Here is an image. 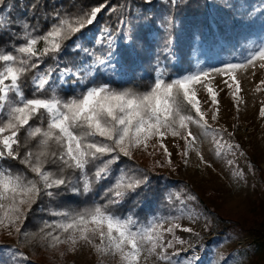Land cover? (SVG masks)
I'll use <instances>...</instances> for the list:
<instances>
[{"label":"snow or ice","instance_id":"1","mask_svg":"<svg viewBox=\"0 0 264 264\" xmlns=\"http://www.w3.org/2000/svg\"><path fill=\"white\" fill-rule=\"evenodd\" d=\"M145 2L150 3L151 0ZM171 2L178 6L179 0ZM3 7H10L7 0H0V27L12 23L3 14ZM104 7L106 5L97 6L89 12L78 14L74 19L57 14L55 22L42 34H37L38 29L24 21L21 23L20 34L24 43L13 45L12 51H0V62H3L0 66V162L19 160L27 172L35 174L30 177L27 172L14 171L0 163V227L9 229L10 235L12 231L21 233L20 223L25 212L41 194L53 197L56 195L54 189L69 185H72L73 192L89 193L95 184L112 175V165L119 162L121 156L131 157L134 149L146 148L152 139L162 140L168 134L181 136L189 148H194L198 137L189 126L195 124L202 128L204 135L210 130L197 96L199 85L206 89L213 104L219 103L218 93L212 87L211 73L207 70L171 80H166L165 73L160 72L146 92L115 89L107 83L97 84L92 80L91 86L86 87L85 91L64 99L54 87L56 81L52 80L53 70L48 69L35 75L32 82L37 93L46 90L51 95L43 98L35 94L33 98L25 97L21 88L24 74L38 69L42 57L59 54L64 41L74 33L81 32L85 25H92ZM237 12L243 15L240 9ZM121 23L126 22L122 20ZM115 40L113 30L106 27L95 41L106 49L105 52L100 53L95 48L76 43V49L88 56L91 62H84L75 71L70 67L59 70V79L77 77L79 83L84 84L97 71L115 72L120 63L116 58ZM41 44L42 47L38 48ZM162 53L171 54L170 38L165 41ZM249 66L264 69V44L250 49L244 63H229L225 69L213 71L229 75V79L235 83L236 92H239L240 84L235 72ZM224 83L232 87L227 80ZM261 84H264V80ZM218 114L219 109L216 108L212 119H217ZM261 115H264V108L261 109ZM34 117L40 119L41 125L47 120V126L32 127L30 121ZM25 126L30 128L27 133L29 137L39 136L40 139L35 150H29L21 157L17 150L20 143L18 135ZM211 131L216 133L212 136L216 154L223 157L225 153H230L234 156V149L239 146L228 144L217 130ZM6 132L8 134L3 135ZM204 163L208 164L207 161ZM227 163L231 165L233 161L229 159ZM47 164L56 166V171L45 170ZM89 166L95 168L91 175ZM67 170H78L79 179L74 181L70 175H65ZM147 184L146 175H138L131 169H121L114 182L104 190L101 197L104 203H96L76 212H54L53 215L60 219L51 223L46 221L38 235L43 234L48 238L52 247L70 244L75 250L83 242L91 245L98 253L119 254L125 264H145L151 256L166 264H182L176 259L180 255L179 250L169 253L168 249L186 243L175 237V231L181 229L178 221L183 217V210L180 215L155 216L147 223H139L132 216L122 217L113 210L129 191ZM166 199L169 202L178 200L182 206L187 207V202L195 201L197 197L177 192L169 193ZM182 230L189 233L193 231L190 227ZM166 234H171L173 238L165 240ZM97 238L100 243H96ZM7 247L12 258L8 264H16L20 257L28 259L18 250ZM0 264H5L2 257Z\"/></svg>","mask_w":264,"mask_h":264},{"label":"trees","instance_id":"2","mask_svg":"<svg viewBox=\"0 0 264 264\" xmlns=\"http://www.w3.org/2000/svg\"><path fill=\"white\" fill-rule=\"evenodd\" d=\"M257 2L264 0H179L178 6L173 5L171 0H151L150 3L145 0H7L10 7H3V14L12 23L0 27V51H12L13 45L24 43L20 38L21 23L24 21L36 27L37 34H42L55 22L57 14L74 19L80 13L106 5L92 25H85L81 32L74 33L64 41L59 54L52 53L42 57L38 69L24 74L21 78L22 91L26 98H33L34 94L41 98L50 96L51 93L46 90L37 93L32 81L35 75L52 69V80L56 81L54 87L64 99L85 91L86 87L91 86L92 80L97 84L107 83L115 89L146 92L154 84L160 67L166 80L192 72L193 53L199 42L211 53L234 54L244 51L247 37L255 30L257 22L252 18V11L243 8H255ZM113 8L116 11H112ZM122 20L126 23H121ZM106 27L113 30L116 38V58L120 61L116 66L117 70L97 71L84 84H80L77 77L59 79V70L70 67L75 71L84 62H91L88 56L76 49V43L95 48L100 53L106 51L95 43ZM169 38L171 54L164 55L162 49ZM37 47H42V44ZM2 65L3 62H0V66ZM30 125L46 127L47 120L41 125L40 119L34 117ZM29 130L25 126L19 131L20 143L17 150L21 157L27 151L35 150L40 139L39 136L29 137ZM0 163L14 171L27 172L25 165L19 160L8 159ZM112 169V175L95 184L89 193L73 192L72 185H69L54 189L56 195L53 197L41 194L36 203L25 212L20 225L21 233L17 234L18 249L28 259L17 258L16 264H69L63 256L67 244L52 247L48 238L43 234L38 235L40 229L46 221L51 223L60 219L53 215L54 212H76L96 203H104L101 199L103 192L114 182L121 169H131L138 175H146L148 184L129 191L121 203L114 207L116 214L122 217L131 215L139 223H147L153 214L172 216L184 207L178 200L169 202L166 199L174 190L182 193L184 188L180 181L143 167L132 157L121 156V160L112 165ZM45 170L56 171V166L47 164ZM94 170L93 166H89V175ZM27 174L30 177L35 175L31 172ZM65 175H70L76 181L80 173L78 170H67ZM76 186L82 187L80 184ZM195 203L201 209L202 203L198 200ZM200 262L202 264V260Z\"/></svg>","mask_w":264,"mask_h":264},{"label":"rangeland","instance_id":"3","mask_svg":"<svg viewBox=\"0 0 264 264\" xmlns=\"http://www.w3.org/2000/svg\"><path fill=\"white\" fill-rule=\"evenodd\" d=\"M243 9L252 11V18L257 22L255 30L247 37L244 51L211 53L199 42L193 53L194 70L190 73L209 71L212 87L218 93L219 103L213 104L206 89L197 86L200 106L210 126L208 134L204 135L202 128L192 124L189 127L198 137L194 148H189L181 136L168 134L162 140L152 139L146 148L134 149L131 155L141 166L180 181L184 188L182 193H190L197 197L195 201L202 203L200 209L195 201H188L187 207H182L176 214L180 215L183 210V217L178 221L181 229L175 231V237L186 243L176 244L168 252L179 250L176 259L182 264H201L200 260L202 264H264V115H261L264 69L258 66L238 69L235 75L240 84L239 92H236L229 75L213 71L223 70L229 63H244L250 49L264 44V2L255 3V8ZM160 72H163L161 67L156 78ZM184 75H176L173 79ZM225 80L232 85L231 88L224 83ZM216 108L219 114L213 120ZM213 129L228 144L239 146L234 149V156L216 154ZM222 129L226 131H220ZM229 159L233 161L231 165L227 163ZM173 192L177 193L176 190ZM155 216L161 214H153L149 220ZM188 227L193 231L182 230ZM172 238L171 234L165 235V240ZM17 242L14 231L10 235L9 229L0 227V244H4L0 248V257L5 264L12 259L7 246L20 252ZM96 243H100L99 238ZM63 256L69 264H125L119 254H101L83 242L75 250L67 244ZM145 264L166 262L151 256Z\"/></svg>","mask_w":264,"mask_h":264}]
</instances>
